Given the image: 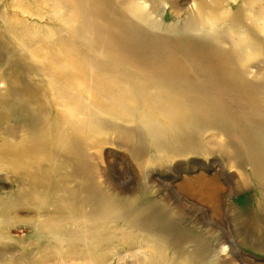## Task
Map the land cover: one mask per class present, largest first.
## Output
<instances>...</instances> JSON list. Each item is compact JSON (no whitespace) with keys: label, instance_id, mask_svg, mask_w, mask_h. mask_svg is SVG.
I'll return each mask as SVG.
<instances>
[{"label":"rangeland","instance_id":"obj_1","mask_svg":"<svg viewBox=\"0 0 264 264\" xmlns=\"http://www.w3.org/2000/svg\"><path fill=\"white\" fill-rule=\"evenodd\" d=\"M88 1L98 30L108 33L122 52L119 65L130 72L109 81L121 89L110 98L94 94L129 118L105 117L87 133H71L76 183L88 178L91 193L155 203L170 234L133 216L131 223L94 216L88 251L71 233H63L61 245L30 224L35 207L6 213L15 195L28 196L38 171H12L0 159V264H89L92 256L95 264H184L199 244L206 264H264V32L246 18L260 5L249 13L244 0H146L143 21L123 19L115 0ZM68 5L0 0V72L17 80L20 95L29 97L41 75L30 67L38 59L17 37L27 44L56 30L66 37L78 28L68 23ZM0 92V145L28 140L34 128L55 129L39 110L49 103L32 97L27 103L2 84Z\"/></svg>","mask_w":264,"mask_h":264},{"label":"bare ground","instance_id":"obj_2","mask_svg":"<svg viewBox=\"0 0 264 264\" xmlns=\"http://www.w3.org/2000/svg\"><path fill=\"white\" fill-rule=\"evenodd\" d=\"M70 1L72 5H68V8L72 10L73 15L68 23L76 25L77 30H70L66 37H62L56 30L52 33L53 36L49 35L48 39L38 44H27L26 41L24 42L23 35L19 34L17 37L21 44L23 43L31 51L33 57L38 59L31 63L30 67L38 76L41 75V79L38 80L39 84H34L32 91L28 92L30 95L27 93L29 97H26L24 93L20 95L17 80L7 78L0 72V85L7 86L12 96L18 94V98L26 100L27 103H30L31 97L40 104L49 103L51 112L42 105L39 110L43 108L47 124L56 126L53 129L49 125L48 131L34 128L32 133H29L30 139L15 141L9 138L10 140L0 145V159L9 169L17 171L35 166L38 171L28 196L15 195L6 213L22 208L31 210L35 207L36 217L30 221V224L35 229L52 234L56 241L60 238L61 245L64 243L63 233H71L78 241L88 240V233L94 232V228L89 226L88 222L94 216H106L126 223H131L130 216H133L137 223L154 227L169 235V227L160 220L161 210L157 209L155 203L141 199L139 195L118 200L109 197L103 191L91 193L92 185L88 178L82 179L83 184L76 183L75 178H78L79 174L77 175L74 160L69 156L71 133H87L90 123L105 117L113 121H126L129 116L124 115L123 112H117L113 106L94 94V91H98L110 98V95L121 90L118 87L115 89L108 83L123 76L127 71L124 66L119 65L123 61L122 52L120 53L118 48H113L112 43H109L108 33L102 34L98 30L94 20L96 16L92 14L88 0ZM115 2L120 6L119 12L124 15L123 19L132 15L146 21V0H124L125 3L121 2L122 4L119 0ZM243 2L249 13H253L255 5H260V11L256 15L249 14L250 16L247 15L246 18L256 23L257 28L264 32V5L260 0H244ZM239 15L241 16L240 13ZM213 21L218 23L219 20ZM76 36L81 38L78 44L72 41V37ZM81 45L84 48L81 49ZM247 50L249 53V49ZM243 51L242 53L245 54L246 50ZM24 61L25 59L23 63ZM127 73L130 72L127 71ZM0 102H3V99H0ZM50 150L53 151V155ZM64 168L65 170H62ZM138 202L139 207H137ZM6 217L4 216L3 220L8 224L10 220ZM87 243L88 241L83 248L88 251ZM77 245L73 243L76 250L79 249ZM148 246L152 251L153 247ZM204 249H206L205 245L199 244L192 255L191 253L186 255L184 264H195L192 260L194 257L199 258L197 259L199 264H206ZM88 260L89 264H95L98 258L92 256ZM153 260L144 261L143 264H159L160 262Z\"/></svg>","mask_w":264,"mask_h":264}]
</instances>
